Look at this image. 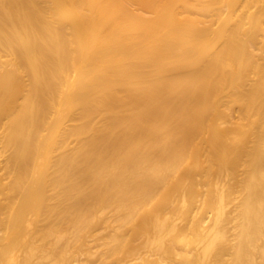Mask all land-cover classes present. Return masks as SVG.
<instances>
[{
  "label": "bare ground",
  "instance_id": "1",
  "mask_svg": "<svg viewBox=\"0 0 264 264\" xmlns=\"http://www.w3.org/2000/svg\"><path fill=\"white\" fill-rule=\"evenodd\" d=\"M0 264H264V0H0Z\"/></svg>",
  "mask_w": 264,
  "mask_h": 264
},
{
  "label": "rangeland",
  "instance_id": "2",
  "mask_svg": "<svg viewBox=\"0 0 264 264\" xmlns=\"http://www.w3.org/2000/svg\"><path fill=\"white\" fill-rule=\"evenodd\" d=\"M113 219H116L115 215H112V220H113Z\"/></svg>",
  "mask_w": 264,
  "mask_h": 264
}]
</instances>
